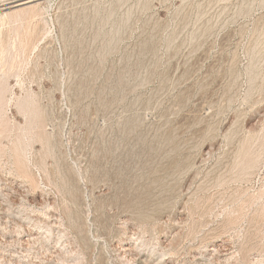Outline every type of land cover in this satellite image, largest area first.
<instances>
[{
  "label": "rangeland",
  "instance_id": "obj_1",
  "mask_svg": "<svg viewBox=\"0 0 264 264\" xmlns=\"http://www.w3.org/2000/svg\"><path fill=\"white\" fill-rule=\"evenodd\" d=\"M0 0V264H264V0Z\"/></svg>",
  "mask_w": 264,
  "mask_h": 264
},
{
  "label": "bare ground",
  "instance_id": "obj_2",
  "mask_svg": "<svg viewBox=\"0 0 264 264\" xmlns=\"http://www.w3.org/2000/svg\"><path fill=\"white\" fill-rule=\"evenodd\" d=\"M33 1L35 2L36 0H29V1H24V2H22V3H21V2H19V3H21V4H18V5H24V4H28V3H31V2H33ZM18 5H17V6H18Z\"/></svg>",
  "mask_w": 264,
  "mask_h": 264
},
{
  "label": "water",
  "instance_id": "obj_3",
  "mask_svg": "<svg viewBox=\"0 0 264 264\" xmlns=\"http://www.w3.org/2000/svg\"><path fill=\"white\" fill-rule=\"evenodd\" d=\"M22 3V2H21ZM21 3H18V4H21ZM18 4H16L15 6H17Z\"/></svg>",
  "mask_w": 264,
  "mask_h": 264
}]
</instances>
